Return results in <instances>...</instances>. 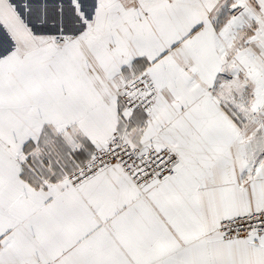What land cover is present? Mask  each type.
Masks as SVG:
<instances>
[{
	"label": "snow or ice",
	"instance_id": "6c2138e0",
	"mask_svg": "<svg viewBox=\"0 0 264 264\" xmlns=\"http://www.w3.org/2000/svg\"><path fill=\"white\" fill-rule=\"evenodd\" d=\"M0 264H264V0H0Z\"/></svg>",
	"mask_w": 264,
	"mask_h": 264
}]
</instances>
